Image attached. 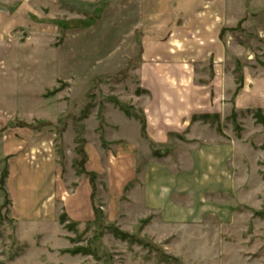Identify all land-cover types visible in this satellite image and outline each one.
I'll use <instances>...</instances> for the list:
<instances>
[{
    "label": "rangeland",
    "instance_id": "374dc122",
    "mask_svg": "<svg viewBox=\"0 0 264 264\" xmlns=\"http://www.w3.org/2000/svg\"><path fill=\"white\" fill-rule=\"evenodd\" d=\"M130 4L0 0V264H264V29L156 101L136 73L172 15L135 30Z\"/></svg>",
    "mask_w": 264,
    "mask_h": 264
},
{
    "label": "crops",
    "instance_id": "0c3cea01",
    "mask_svg": "<svg viewBox=\"0 0 264 264\" xmlns=\"http://www.w3.org/2000/svg\"><path fill=\"white\" fill-rule=\"evenodd\" d=\"M130 6L133 7L135 16V30L143 28V26L153 28V25L156 26L166 15H172L165 27L171 31L165 43L166 49H169V47L172 49L166 50V55L154 54V50L155 52L157 50V48L152 47L156 43L155 37L151 34L146 35L144 44L149 47L147 52H145V56L152 58L153 55H156L151 60L158 62L156 63L158 66L137 70L136 73L141 81L145 78L152 79L150 81L151 88L145 86L143 89L147 90L146 92H150L152 98L156 101L166 100L163 95L168 88L170 90L171 88L172 90L176 89L175 91L179 92L178 86L176 88L173 87L174 83L179 84L181 89L189 87V81L182 80L179 82L178 79H188L192 77L191 75H194L192 73L194 71L191 70L192 72H190L189 68L193 62L200 61L203 63L200 67L205 68L210 60L212 61V58L217 60V44L221 43L223 32L228 33V30H231L248 33L256 29H264V0H132ZM125 7L126 4L121 3L120 8L124 12ZM141 14H144V19L140 17ZM165 19L167 20L168 18L166 17ZM260 33L264 34V31L258 32V34ZM178 45L182 47L179 50L174 47ZM180 53H182L181 56ZM173 78L177 80L172 83L171 80ZM181 98L184 97H179L176 94V100L178 99L185 104V99L182 101ZM168 108L167 106L152 107L149 112L147 109L145 112L150 119L153 117V113L164 117L166 120L160 124L162 126H167V121L169 123L175 118L176 120L174 121L177 124L189 126L193 123L195 106L193 108L188 105L186 107L179 106L177 107L178 109L180 108L179 110L173 109L171 113ZM198 108L197 106L196 109ZM149 118L145 119L147 134L148 132L150 133L151 125H153V121H150ZM167 118L169 119L167 120ZM85 172H88L86 168ZM92 199L93 190L91 187V202ZM92 211L94 212L93 208Z\"/></svg>",
    "mask_w": 264,
    "mask_h": 264
},
{
    "label": "trees",
    "instance_id": "16d2710c",
    "mask_svg": "<svg viewBox=\"0 0 264 264\" xmlns=\"http://www.w3.org/2000/svg\"><path fill=\"white\" fill-rule=\"evenodd\" d=\"M144 129H145V127H144V125H143V127H142V131L144 132ZM81 174H84V175H87L88 177H89V179H90V183H91V185H92V189H93V192H94V181H95V178H96V175L95 174H93V173H86L84 170H82V172H81ZM5 176H6V173H3V176H1V178H0V188H2V184H3V181H4V179H5ZM94 214H95V217L96 216H98L99 214L101 215V212H98V211H95L94 210ZM63 221H67V217H66V215H62V217H61V223H64ZM73 224H75V223H73ZM76 225V224H75Z\"/></svg>",
    "mask_w": 264,
    "mask_h": 264
}]
</instances>
